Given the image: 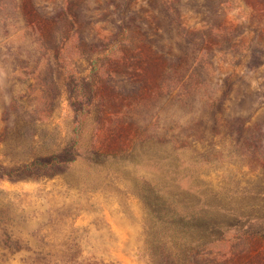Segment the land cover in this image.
<instances>
[{
    "label": "rangeland",
    "instance_id": "374dc122",
    "mask_svg": "<svg viewBox=\"0 0 264 264\" xmlns=\"http://www.w3.org/2000/svg\"><path fill=\"white\" fill-rule=\"evenodd\" d=\"M0 264H264V0H0Z\"/></svg>",
    "mask_w": 264,
    "mask_h": 264
},
{
    "label": "trees",
    "instance_id": "16d2710c",
    "mask_svg": "<svg viewBox=\"0 0 264 264\" xmlns=\"http://www.w3.org/2000/svg\"><path fill=\"white\" fill-rule=\"evenodd\" d=\"M116 46V45H115ZM115 46H113V47H115Z\"/></svg>",
    "mask_w": 264,
    "mask_h": 264
}]
</instances>
